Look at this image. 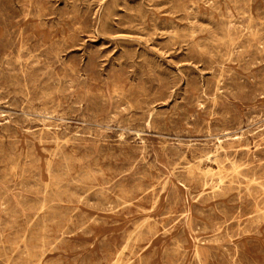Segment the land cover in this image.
Returning <instances> with one entry per match:
<instances>
[{"label":"rangeland","instance_id":"rangeland-1","mask_svg":"<svg viewBox=\"0 0 264 264\" xmlns=\"http://www.w3.org/2000/svg\"><path fill=\"white\" fill-rule=\"evenodd\" d=\"M56 1L0 0V264H264V0Z\"/></svg>","mask_w":264,"mask_h":264},{"label":"bare ground","instance_id":"bare-ground-1","mask_svg":"<svg viewBox=\"0 0 264 264\" xmlns=\"http://www.w3.org/2000/svg\"><path fill=\"white\" fill-rule=\"evenodd\" d=\"M33 1V0H32ZM58 1V0H57ZM56 1V2H57ZM90 1V0H89ZM153 1V0H152ZM201 1V0H200ZM206 1V0H205ZM241 1V0H240ZM248 1V0H247ZM8 2V1H7ZM70 2V1H69ZM77 2V1H76ZM99 2V1H98ZM147 2V1H146ZM160 2V1H159ZM162 2V1H161ZM177 2V1H176ZM179 2H181V1H179ZM207 2V1H206ZM254 2V1H253ZM4 3V2H3ZM9 3V2H8ZM174 3V2H173ZM204 3V2H203ZM208 3V2H207ZM215 3H217V2H215ZM234 3V2H233ZM246 3V2H245ZM250 3V2H249ZM58 4V3H57ZM67 4V3H66ZM93 4V3H92ZM91 4V5H92ZM205 4V3H204ZM214 4V3H213ZM218 4V3H217ZM68 5V4H67ZM81 5V4H80ZM85 5V4H84ZM176 5H177V3H176ZM211 5V4H210ZM249 5V4H248ZM31 6H32V4H31ZM105 6V5H104ZM129 6V5H128ZM214 6H216V5H214ZM73 7V6H72ZM77 7H79V6H77ZM81 7V6H80ZM90 7V6H89ZM100 7V6H99ZM145 7V6H144ZM154 7V6H153ZM218 7H220V6H218ZM236 7V6H235ZM1 8V7H0ZM12 8V7H11ZM36 8V7H35ZM59 8V7H58ZM65 8V7H64ZM146 8V7H145ZM164 8V7H163ZM212 8V7H211ZM237 8V7H236ZM239 8H241V7H239ZM245 8V7H244ZM247 8V7H246ZM249 8V7H248ZM3 9V8H2ZM25 9V8H24ZM39 9V8H38ZM50 9V8H49ZM52 9H53V7H52ZM80 9V8H79ZM139 9V8H138ZM174 9V8H173ZM186 9V8H185ZM184 9V10H185ZM9 10V9H8ZM14 10V9H13ZM64 10V9H63ZM121 10V9H120ZM129 10V9H128ZM176 10H178V9H176ZM186 10H188V9H186ZM191 10V9H190ZM221 10V9H220ZM35 11V10H34ZM51 11V10H50ZM60 11V10H59ZM82 11V10H81ZM89 11V10H88ZM103 11V10H102ZM137 11V10H136ZM192 11V10H191ZM57 12V11H56ZM74 12V11H73ZM98 12V11H97ZM139 12V11H138ZM140 12H143V11H140ZM180 12V11H179ZM178 12V13H179ZM186 12V11H185ZM207 12H209V11H207ZM36 13V12H35ZM61 13V12H60ZM59 13V15H61ZM65 13V12H64ZM78 13V12H77ZM151 13V12H150ZM221 13V12H220ZM86 14V13H85ZM138 14H140V13H138ZM142 14V13H141ZM140 14V15H141ZM193 14V13H192ZM195 14V13H194ZM211 14V13H210ZM260 14V13H259ZM36 15V14H35ZM69 15V14H68ZM90 15V14H89ZM144 15V14H143ZM185 15V14H184ZM205 15V14H204ZM214 15V14H213ZM220 15H222L223 16V14H220ZM246 15V14H245ZM262 15V14H261ZM260 15V16H261ZM2 16V15H1ZM14 16H15V14H14ZM94 16H96V15H94ZM136 16V15H135ZM156 16V15H155ZM188 16V15H187ZM232 16V15H231ZM10 17V16H9ZM60 17V16H59ZM89 17V16H88ZM101 17V16H100ZM121 17V16H120ZM139 17V16H138ZM249 17V16H248ZM45 18H47V17H45ZM84 18V17H83ZM87 18V17H86ZM149 18V17H148ZM210 18V17H209ZM212 18V17H211ZM3 19V18H2ZM9 19V18H8ZM92 19V18H91ZM142 19V18H141ZM200 19H202V18H200ZM222 19V18H221ZM244 19V18H243ZM263 19V18H262ZM6 20V19H5ZM9 20H11V19H9ZM15 20V19H14ZM17 20V19H16ZM73 20V19H72ZM90 20V19H89ZM204 20V19H203ZM206 20V19H205ZM210 20V19H209ZM41 21V20H40ZM87 21H88V19H87ZM121 21V20H120ZM198 21V20H197ZM211 21V20H210ZM221 21V20H220ZM4 22V21H3ZM8 22H10V21H8ZM63 22V21H62ZM86 22V21H85ZM94 22V21H93ZM122 22V21H121ZM23 23H25V22H23ZM100 23V22H99ZM153 23V22H152ZM224 23V22H223ZM232 23V22H231ZM11 24V23H10ZM19 24V23H18ZM66 24H68V23H66ZM81 24V23H80ZM137 24V23H136ZM191 24V23H190ZM193 24H195V23H193ZM234 24V23H233ZM21 25V24H20ZM71 25V24H70ZM76 25V24H75ZM84 25H86V24H84ZM138 25V24H137ZM8 26V25H7ZM11 26V25H10ZM9 26V27H10ZM64 26V25H63ZM93 26V25H92ZM253 26V25H252ZM264 26V25H263ZM17 27V26H16ZM32 27V26H31ZM38 27V26H37ZM51 27V26H50ZM65 27V26H64ZM73 27V26H72ZM33 28V27H32ZM128 28V27H127ZM244 28H247V27H244ZM31 29V28H30ZM36 29V28H35ZM72 29V28H71ZM77 29H79V28H77ZM82 29V28H81ZM129 29V28H128ZM133 29V28H132ZM145 29V28H144ZM206 29H208L207 27H206ZM209 29H211V28H209ZM222 29V28H221ZM240 29H241V27H240ZM253 29V28H252ZM257 29V28H256ZM261 29V28H260ZM140 30V29H139ZM249 30H250V28H249ZM8 31V30H7ZM11 31H12V29H11ZM21 31V30H20ZM26 31V30H25ZM28 31H29V29H28ZM78 31V30H77ZM194 31V30H193ZM243 31V30H242ZM12 32H14V31H12ZM75 32V31H74ZM89 32V31H88ZM98 32V31H97ZM138 32V31H137ZM243 32H245V30L243 31ZM259 32H260V30H259ZM11 33V32H10ZM23 32H21V34H22ZM147 33V32H146ZM171 33V32H170ZM256 33V32H255ZM82 34V33H81ZM165 34V33H164ZM168 34V33H167ZM16 35V34H15ZM23 35V34H22ZM159 35V34H158ZM169 35V34H168ZM252 35H254V34H252ZM10 36V35H9ZM31 36V35H30ZM8 37V36H7ZM145 37V36H144ZM171 37V36H170ZM178 37V36H177ZM12 38H14V37H12ZM22 38V37H21ZM195 38V37H194ZM233 38V37H232ZM37 39V38H36ZM44 39V38H43ZM174 39V38H173ZM213 39V38H212ZM8 40V39H7ZM13 40V39H12ZM11 40V41H12ZM22 40V39H21ZM171 40V39H170ZM178 40V39H177ZM186 40H188V39H186ZM206 40V39H205ZM215 40V39H214ZM6 41V40H5ZM35 41V40H34ZM42 41V40H41ZM74 41V40H73ZM179 41H180V39H179ZM209 41V40H208ZM19 42V41H18ZM56 42V41H55ZM152 42H153V40H152ZM174 42V41H173ZM181 42V41H180ZM205 42V41H204ZM211 42V41H210ZM218 42V41H217ZM8 43V42H7ZM14 43V42H13ZM42 43V42H41ZM148 43V42H147ZM189 43V42H188ZM2 44H4V43H2ZM174 44H175V42H174ZM212 44V43H211ZM6 45V44H5ZM23 45V44H22ZM57 45V44H56ZM61 45V44H60ZM65 45V44H64ZM220 45V44H219ZM237 45V44H236ZM244 45V44H243ZM263 45V44H262ZM46 46V45H45ZM50 46V45H49ZM53 46V45H52ZM85 46V45H84ZM180 46V45H179ZM10 47V46H9ZM11 47H13V45H11ZM40 47H42L41 46V44H40ZM64 47V46H63ZM62 47V48H63ZM69 47V46H68ZM187 47V46H186ZM213 47V46H212ZM249 47V46H248ZM260 47V46H259ZM15 48V47H14ZM39 48V47H38ZM57 48H59L58 46H57ZM65 48V47H64ZM198 48V47H197ZM217 48V47H216ZM229 48V47H228ZM244 48V47H243ZM242 48V49H243ZM31 49V48H30ZM29 49V50H30ZM33 49V48H32ZM40 49H42V48H40ZM39 49V50H40ZM51 49H53V48H51ZM199 49V48H198ZM237 49V48H236ZM239 49V48H238ZM57 49H55V51H56ZM189 50V49H188ZM211 50V49H210ZM227 50V49H226ZM59 51V50H58ZM62 51V50H61ZM66 51V50H65ZM228 51V50H227ZM236 51V50H235ZM242 51V50H241ZM5 52H7V50L5 51ZM37 52H38V50H37ZM46 52V51H45ZM242 52H244V51H242ZM9 53V52H8ZM11 53V52H10ZM20 53V52H19ZM48 53V52H47ZM246 53V52H245ZM1 54V53H0ZM18 54V53H17ZM50 54V53H49ZM52 54V53H51ZM125 54V53H124ZM211 54V53H210ZM209 54V55H210ZM217 54V53H216ZM90 55H93V54H90ZM127 55H128V53H127ZM189 55V54H188ZM212 55V54H211ZM225 55V54H224ZM240 55V54H239ZM1 56V55H0ZM31 56V55H30ZM41 56V55H40ZM42 56H44V55H42ZM88 56V55H87ZM124 56H126V55H124ZM190 56V55H189ZM198 56V55H197ZM35 57V56H34ZM45 57V56H44ZM55 57V56H54ZM79 57V56H78ZM82 57V56H81ZM80 57V58H81ZM101 57V56H100ZM193 57V56H192ZM200 57V56H199ZM198 57V58H199ZM9 58V57H8ZM79 58V59H80ZM92 58H93V56H92ZM220 58V57H219ZM253 58V57H252ZM21 59V58H20ZM51 59H53V58H51ZM63 59V58H62ZM95 59V58H94ZM209 59V58H208ZM207 59V60H208ZM238 59V58H237ZM10 60V59H9ZM66 60V59H65ZM93 60V59H92ZM96 60V59H95ZM129 60H131V59H129ZM211 60V59H210ZM213 60V59H212ZM211 60V61H212ZM244 60V59H243ZM247 60V59H246ZM250 60V59H249ZM253 60V59H252ZM252 60H250V61H252ZM11 61V60H10ZM9 61V62H10ZM20 61V60H19ZM28 61V60H27ZM50 61H52V60H50ZM85 61V60H84ZM108 61V60H107ZM199 61V60H198ZM209 61V60H208ZM215 61V60H214ZM21 62V61H20ZM48 62V61H47ZM83 62V61H82ZM118 62V61H117ZM122 62V61H121ZM22 63V62H21ZM28 63V62H27ZM34 63V62H33ZM36 63V62H35ZM59 63V62H58ZM65 63V62H64ZM63 63V64H64ZM70 63V62H69ZM96 63V62H95ZM135 63V62H134ZM148 63V62H147ZM208 63V62H207ZM244 63V62H243ZM13 64V63H12ZM82 64H84V63H82ZM93 64V63H92ZM120 64V63H119ZM122 64V63H121ZM132 64V63H131ZM143 64V63H142ZM146 64V63H145ZM158 64V63H157ZM247 64V63H246ZM21 65V64H20ZM58 65V64H57ZM91 65V64H90ZM100 65H101V63H100ZM99 65V66H100ZM149 65V64H148ZM240 65V64H239ZM245 65V64H244ZM3 66V65H2ZM8 66V65H7ZM18 66V65H17ZM87 66V65H86ZM146 66V65H145ZM214 66H215V64H214ZM242 66H243V64H242ZM1 67V66H0ZM3 67H5V66H3ZM19 67V66H18ZM68 67V66H67ZM123 67V66H122ZM125 67H127V66H125ZM208 67V66H207ZM20 68V67H19ZM23 68V67H22ZM61 68H62V66H61ZM86 68V67H85ZM129 68V67H128ZM153 68V67H152ZM209 68V67H208ZM215 68V67H214ZM221 68V67H220ZM69 69V68H68ZM66 70V69H65ZM90 70V69H89ZM112 70V69H111ZM121 70V69H120ZM124 70V69H123ZM157 70V69H156ZM27 71V70H26ZM48 71V70H47ZM119 71V70H118ZM122 71V70H121ZM141 71V70H140ZM161 71V70H160ZM219 71V70H218ZM91 72V71H90ZM155 72V71H154ZM165 72V71H164ZM233 72V71H232ZM67 73H69V72H67ZM89 73V72H88ZM92 73V72H91ZM94 73H96V72H94ZM104 73H106V71L104 72ZM144 73V72H143ZM246 73V72H245ZM99 74V73H98ZM101 74V73H100ZM129 74H130V72H129ZM152 74V73H151ZM236 74V73H235ZM75 75V74H74ZM69 76V75H68ZM99 76V75H98ZM194 76V75H193ZM58 77H59V75H58ZM102 77V76H101ZM115 77V76H114ZM145 77V76H144ZM153 77V76H152ZM167 78V77H166ZM193 78V77H192ZM217 78H218V76H217ZM155 79V78H154ZM153 79V80H154ZM216 79V78H215ZM235 79V78H234ZM254 79V78H253ZM2 80V79H1ZM26 80V79H25ZM105 80V79H104ZM142 80H143V77H142ZM146 80V79H145ZM157 80V79H156ZM206 80V79H205ZM220 80H222L223 81V79H220ZM32 81V80H31ZM94 81V80H93ZM179 81V80H178ZM183 81V80H182ZM17 82V81H16ZM37 82V81H36ZM75 82V81H74ZM157 82V81H156ZM158 82H159V80H158ZM187 82V81H186ZM198 82V81H197ZM233 82V81H232ZM259 82V81H258ZM10 83V82H9ZM39 83V82H38ZM76 83V82H75ZM199 83H200V81H199ZM243 83V82H242ZM21 84V83H20ZM31 84H32V82H31ZM35 84V83H34ZM33 84V85H34ZM66 84V83H65ZM139 84V83H138ZM148 84V83H147ZM161 84V83H160ZM173 84H175V83H173ZM178 84H179V82H178ZM203 84V83H202ZM217 84V83H216ZM69 85V84H68ZM73 85V84H72ZM197 85V84H196ZM4 86V85H3ZM59 86V85H58ZM74 86V85H73ZM116 86V85H115ZM217 86V85H216ZM6 87V86H5ZM120 87V86H119ZM186 87H188V86H186ZM212 87V86H211ZM224 87V86H223ZM231 87V86H230ZM262 87V86H261ZM190 88V87H189ZM200 88V87H199ZM205 88V87H204ZM27 89V88H26ZM201 89V88H200ZM240 89V88H239ZM263 89V88H262ZM2 90V89H1ZM80 90V89H79ZM259 90V89H258ZM8 91V90H7ZM37 91V90H36ZM204 91H205V89H204ZM236 91H238V90H236ZM262 91H264V89L262 90ZM27 92V91H26ZM211 92V91H210ZM216 92V91H215ZM255 92V91H254ZM35 93V92H34ZM114 93H116V92H114ZM144 93V92H143ZM175 92H173V94H174ZM188 93V92H187ZM88 94H89V92H88ZM124 94V93H123ZM172 94V93H171ZM202 94V93H201ZM207 94V93H206ZM205 94V95H206ZM215 94V93H214ZM102 95V94H101ZM144 95V94H143ZM178 95V94H177ZM186 95V94H185ZM221 95V94H220ZM22 96V95H21ZM29 96V95H28ZM90 96V95H89ZM119 96V95H118ZM181 96H182V94H181ZM187 96V95H186ZM9 97V96H8ZM52 97V96H51ZM83 97V96H82ZM126 97V96H125ZM161 97V96H160ZM194 97V96H193ZM200 97V96H199ZM31 98V97H30ZM105 98V97H104ZM118 98V97H117ZM122 98V97H121ZM157 98H159V97H157ZM48 99V98H47ZM90 99V98H89ZM94 99V98H93ZM164 99V98H163ZM193 99V98H192ZM194 99H195V97H194ZM23 100H24V98H23ZM42 100V99H41ZM41 100H39V101H41ZM143 100V99H142ZM213 100V99H212ZM118 101V100H117ZM131 101V100H130ZM139 101V100H138ZM253 101V100H252ZM22 102V101H21ZM24 102V101H23ZM171 102H173V101H171ZM177 102V101H176ZM198 102V101H197ZM40 103V102H39ZM38 103V104H39ZM45 103H46V101H45ZM140 103V102H139ZM149 103V102H148ZM151 103V102H150ZM174 103V102H173ZM205 103V102H204ZM15 104V103H14ZM17 104H18V102H17ZM35 104H37V103H35ZM51 104V103H50ZM53 104H54V102H53ZM52 104V105H53ZM153 104V103H152ZM179 104V103H178ZM182 104V103H181ZM198 104H200V103H198ZM24 105V104H23ZM183 105V104H182ZM61 106V105H60ZM127 106V105H126ZM169 106V105H168ZM179 106H180V104H179ZM40 107V106H39ZM76 107H78V106H76ZM83 107V106H82ZM130 107V106H129ZM183 107V106H182ZM100 108V107H99ZM153 108V107H152ZM171 108V107H170ZM180 108V107H179ZM184 108V107H183ZM211 108V107H210ZM101 109V108H100ZM189 109V108H188ZM187 109V111H189ZM203 109V108H202ZM42 110H43V108H42ZM46 110V109H45ZM48 110V109H47ZM71 110V109H70ZM69 110V111H70ZM134 110V109H133ZM207 110H208V107H207ZM49 111V110H48ZM102 111V110H101ZM142 111V110H141ZM148 111H149V109H148ZM24 112V111H23ZM36 112V111H35ZM71 112V111H70ZM108 112V111H107ZM136 112V111H135ZM166 112V111H165ZM186 112V111H185ZM262 112V111H261ZM55 113V112H54ZM188 113V112H187ZM213 113V112H212ZM217 113H219V112H217ZM7 114V113H6ZM32 114V113H31ZM34 114V113H33ZM36 114H38V113H36ZM45 114V113H44ZM95 114V113H94ZM227 114V113H226ZM54 115V114H53ZM56 115V114H55ZM90 115V114H89ZM217 115V114H216ZM25 116V115H24ZM95 116V115H94ZM122 116V115H121ZM156 116V115H155ZM175 116V115H174ZM186 116V115H185ZM23 117V116H22ZM32 117V116H31ZM97 117V116H96ZM190 117V116H189ZM188 117V118H189ZM34 118V117H33ZM61 118V117H60ZM71 118V117H70ZM95 118V117H94ZM161 118V117H160ZM182 118V117H181ZM224 118V117H223ZM30 119V118H29ZM65 119V118H64ZM158 119V118H157ZM174 119V118H173ZM226 119V118H225ZM233 119V118H232ZM176 120V119H175ZM204 120V119H203ZM217 120V119H216ZM235 120V119H234ZM27 121V120H26ZM30 121H31V119H30ZM80 121V120H79ZM83 121V120H82ZM131 121V120H130ZM135 121V120H134ZM160 121V120H159ZM189 121V120H188ZM55 122H57V121H55ZM54 122V123H55ZM60 122V121H59ZM132 122V121H131ZM154 122V121H153ZM217 122V121H216ZM228 122V121H227ZM230 122V121H229ZM239 122V121H238ZM62 123V122H61ZM129 123V122H128ZM173 123V122H172ZM215 123V122H214ZM233 123V122H232ZM160 124V123H159ZM170 124V123H169ZM207 124V123H206ZM225 124V123H224ZM238 124V123H237ZM241 124V123H240ZM251 124H252V122H251ZM77 125V124H76ZM127 125V124H126ZM146 125V124H145ZM154 125V124H153ZM209 125V124H208ZM5 126V125H4ZM62 126V125H61ZM176 126V125H175ZM226 126V125H225ZM87 127V126H86ZM158 127H160V126H158ZM154 128V127H153ZM208 128V127H207ZM223 128H224V126H223ZM80 128H78V130H79ZM96 129V128H95ZM155 129H157V128H155ZM215 129V128H214ZM93 130V129H92ZM163 130V129H162ZM222 130V129H221ZM260 130V129H259ZM220 131V130H219ZM9 132V131H8ZM29 132V131H28ZM67 132V131H66ZM155 132V131H154ZM260 132V131H259ZM11 133V132H10ZM85 133V132H84ZM160 133V132H159ZM170 133V132H169ZM43 134H44V132H43ZM42 134V135H43ZM67 134V133H66ZM97 134V133H96ZM95 134V135H96ZM105 134V133H104ZM175 134V133H174ZM180 134V133H179ZM238 134V133H237ZM260 134V133H259ZM264 134V133H263ZM69 135H71V134H69ZM168 135V134H167ZM170 135V134H169ZM177 135V134H176ZM190 135V134H189ZM212 135V134H211ZM242 135V134H241ZM254 135V134H253ZM79 136V135H78ZM102 136V135H101ZM181 136V135H180ZM184 136H185V134H184ZM209 136V135H208ZM213 136V135H212ZM217 136V135H216ZM244 136V135H243ZM260 136V135H259ZM43 137V136H42ZM108 137V136H107ZM129 137V136H128ZM211 137V136H210ZM65 138V137H64ZM102 138V137H101ZM47 139V138H46ZM57 139H58V137H57ZM73 139H74V137H73ZM246 139V138H245ZM250 139V138H249ZM10 140V139H9ZM70 140V139H69ZM81 140V139H80ZM247 141H248V139H246ZM16 141H18V140H16ZM173 141V140H172ZM217 141V140H216ZM219 141V140H218ZM238 141V140H237ZM184 142H186V141H184ZM189 142V141H188ZM201 142V141H200ZM208 142V141H207ZM232 142H236V141H232ZM264 142V141H263ZM2 143H4V142H2ZM59 143V142H58ZM85 143V142H84ZM117 143V142H116ZM192 143V142H191ZM220 143V142H219ZM13 144V143H12ZM1 145V144H0ZM66 145V144H65ZM221 145V144H220ZM225 145V144H224ZM246 145V144H245ZM249 145V144H248ZM256 145H257V143H256ZM4 146V145H3ZM2 146V147H3ZM58 146H59V144H58ZM170 146V145H169ZM178 146V145H177ZM216 146V145H215ZM194 147V146H193ZM209 147V146H208ZM214 147V146H213ZM217 147V146H216ZM248 147V146H247ZM169 148V147H168ZM186 148V147H185ZM193 149V148H192ZM259 149V148H258ZM16 150V149H15ZM168 150V149H167ZM176 150V149H175ZM203 150V149H202ZM44 151V150H43ZM177 151V150H176ZM205 151V150H204ZM249 151V150H248ZM44 152H46V151H44ZM180 152V151H179ZM192 152V151H191ZM222 152V151H221ZM235 151H233V153H234ZM242 152V151H241ZM5 153V152H4ZM16 153V152H15ZM19 153V152H18ZM48 153V152H47ZM242 153H244V152H242ZM247 153V152H246ZM28 154V153H27ZM171 154V153H170ZM185 154V153H184ZM226 154V153H225ZM175 155V154H174ZM197 155V154H196ZM256 155H258V154H256ZM1 156V155H0ZM21 156V155H20ZM19 156V157H20ZM216 156V155H215ZM214 156V157H215ZM231 156V155H230ZM229 156V157H230ZM261 156V155H260ZM179 157H180V155H179ZM213 157V156H212ZM226 157V156H225ZM264 157V156H263ZM12 158V157H11ZM178 158V157H177ZM201 158V157H200ZM180 159V158H179ZM187 158H185V160H186ZM16 160H17V158H16ZM27 160V159H26ZM55 160V159H54ZM70 160V159H69ZM178 160V159H177ZM209 160H210V158H209ZM228 160V159H227ZM242 160V159H241ZM246 160H248V159H245V161ZM9 161V160H8ZM67 161V160H66ZM183 161V160H182ZM181 161V162H182ZM225 161V160H224ZM243 161V160H242ZM14 162V161H13ZM200 162V161H199ZM205 162V161H204ZM203 162V163H204ZM216 163V162H215ZM236 163V162H235ZM15 164H17V163H15ZM208 164V163H207ZM220 164V163H219ZM244 164V163H243ZM248 164V163H247ZM1 165V164H0ZM13 165V164H12ZM183 165V164H182ZM186 165V164H185ZM210 165V164H209ZM18 167V166H17ZM53 167V166H52ZM192 167H193V165H192ZM196 166H194V168H195ZM235 168V167H234ZM27 169V168H26ZM185 169V168H184ZM196 169V168H195ZM236 169V168H235ZM13 170H15V169H13ZM12 170V171H13ZM31 170V169H30ZM51 170V169H50ZM102 170V169H101ZM191 170H193V169H191ZM208 170V169H207ZM241 170V169H240ZM245 170V169H244ZM24 171V170H23ZM31 171H33V170H31ZM67 171V170H66ZM237 171H239V170H237ZM262 171V170H261ZM11 172V171H10ZM28 172V171H27ZM58 172V171H57ZM60 172V171H59ZM103 172V171H102ZM152 172V171H151ZM180 172V171H179ZM199 172V171H198ZM263 172V171H262ZM38 173V172H37ZM88 173V172H87ZM181 173V172H180ZM184 173V172H183ZM188 173V172H187ZM216 173V172H215ZM219 173H221V172H219ZM226 173V172H225ZM232 173V172H231ZM14 174V173H13ZM18 174V173H17ZM222 174V173H221ZM227 174V173H226ZM232 174H234V173H232ZM160 175V174H159ZM205 175V174H204ZM219 175V174H218ZM253 175V174H252ZM13 176V175H12ZM17 176V175H16ZM23 176V175H22ZM67 176V175H66ZM105 176V175H104ZM150 176V175H149ZM192 176V175H191ZM223 176V175H222ZM222 176H220V177H222ZM18 177V176H17ZM51 177V176H50ZM202 177H204V176H202ZM205 177H206V175H205ZM214 177V176H213ZM224 177V176H223ZM249 177V176H248ZM254 177V176H253ZM252 177V178H253ZM153 178V177H152ZM184 178V177H183ZM193 178V177H192ZM195 178V177H194ZM198 178V177H197ZM239 178H241V176L239 177ZM143 179V178H142ZM199 179V178H198ZM208 179V178H207ZM211 179V178H210ZM257 179H259V178H257ZM15 180V179H14ZM189 180H191V179H189ZM194 180V179H193ZM202 180V179H201ZM214 180H215V178H214ZM260 180V179H259ZM184 181H185V179H184ZM198 181H200V180H198ZM207 181V180H206ZM212 181H213V179H212ZM218 181V180H217ZM222 181V180H221ZM235 181V180H234ZM244 182V181H243ZM248 182V181H247ZM38 183V182H37ZM45 183V182H44ZM43 183V184H44ZM206 183V182H205ZM222 183V182H221ZM224 183V182H223ZM222 183V184H223ZM240 183V182H239ZM250 183V182H249ZM235 184V183H234ZM253 184H255V183H252V184H250V185H253ZM22 185V184H21ZM47 185V184H46ZM62 185V184H61ZM77 185V184H76ZM205 185H207V184H205ZM225 185V184H224ZM256 185V184H255ZM166 186H167V184H166ZM165 186V187H166ZM217 186V185H216ZM223 186V185H222ZM17 187V186H16ZM37 187V186H36ZM46 187V186H45ZM50 187V186H49ZM149 187V186H148ZM204 187V186H203ZM229 188H230V186H228ZM227 187V188H228ZM258 187V186H257ZM261 187V186H260ZM27 188V187H26ZM48 188V187H47ZM64 188V187H63ZM124 188V187H123ZM126 188V187H125ZM204 188H206V187H204ZM249 188V187H248ZM252 188H253V186H252ZM256 188V187H255ZM46 189V188H45ZM62 189V188H61ZM195 189V188H194ZM47 190V189H46ZM45 190V191H46ZM165 190V189H164ZM249 190H251V189H249ZM80 191V190H79ZM142 191V190H141ZM144 191V190H143ZM148 191V190H147ZM247 191V190H246ZM253 191V190H252ZM65 192V191H64ZM126 192V191H125ZM163 192V191H162ZM214 192H216V191H214ZM223 191H221V193H222ZM264 192V191H263ZM224 193V192H223ZM228 193V192H227ZM249 193V192H248ZM124 194V193H123ZM204 194V193H203ZM60 195V194H59ZM108 195V194H107ZM209 195V194H208ZM250 195H251V192H250ZM253 195H255V194H253ZM56 196V195H55ZM71 196V195H70ZM214 196V195H213ZM215 196H217V194L215 195ZM128 197V196H127ZM132 197V196H131ZM205 197V196H204ZM243 197V196H242ZM250 197V196H249ZM4 198V197H3ZM64 198V197H63ZM130 198V197H129ZM200 198H201V196H200ZM203 198V197H202ZM207 198V197H206ZM252 198V197H251ZM260 198V197H259ZM258 199V198H257ZM47 200V199H46ZM168 200V199H167ZM209 200H210V197H209ZM48 201V200H47ZM118 201V200H117ZM9 202V201H8ZM55 202V201H54ZM53 202V203H54ZM120 202H122V201H120ZM124 202V201H123ZM240 202V201H239ZM45 203V202H44ZM44 203H43V205H44ZM48 203V202H47ZM49 203H50V201H49ZM42 204V203H41ZM46 204V203H45ZM257 204V203H256ZM42 205V206H43ZM54 205V204H53ZM58 204H56V206H57ZM154 205H156V204H154ZM254 205V204H253ZM41 206V207H42ZM131 206H133V205H131ZM262 206V205H261ZM35 207V206H34ZM46 207V206H45ZM50 207H51V205H50ZM128 207V206H127ZM254 207V206H253ZM40 208V207H39ZM38 208V209H39ZM53 209L55 208L54 206L52 207ZM79 208V207H78ZM119 208V207H118ZM129 208V207H128ZM127 208V209H128ZM131 208V207H130ZM44 209V208H43ZM47 209V208H46ZM50 209V208H49ZM48 209V210H49ZM113 209V208H112ZM155 209H158V208H155ZM45 210V209H44ZM47 210V211H48ZM114 210V209H113ZM124 210V209H123ZM171 210V209H170ZM56 211V210H55ZM71 211V210H70ZM243 211V210H242ZM248 211V210H247ZM249 211H251V210H249ZM258 211V210H257ZM42 212H44V211H42ZM41 212V213H42ZM113 212V211H112ZM224 212V211H223ZM241 212V211H240ZM255 212V211H254ZM262 212V211H261ZM40 213V214H41ZM128 213V212H127ZM170 213V212H169ZM249 213V212H248ZM252 213V212H251ZM44 214H45V212H44ZM55 214V213H54ZM57 214H59V213H57ZM69 214V213H68ZM244 214V213H243ZM201 215V214H200ZM253 215V214H252ZM258 215V214H257ZM259 215H260V213H259ZM49 216V215H48ZM59 216V215H58ZM64 216V215H63ZM185 216V215H184ZM16 217V216H15ZM260 217H261V215H260ZM72 218V217H71ZM180 218V217H179ZM230 218V217H229ZM39 219V218H38ZM48 219V218H47ZM50 219V218H49ZM51 219H53V218H51ZM211 219V218H210ZM214 219V218H213ZM43 220H44V218H43ZM54 220V219H53ZM66 220V219H65ZM169 220V219H168ZM179 220V219H178ZM186 220V219H185ZM247 220V219H246ZM256 220V219H255ZM151 221V220H150ZM173 221V220H172ZM237 221V220H236ZM241 221V220H240ZM35 222V221H34ZM147 222V221H146ZM13 223V222H12ZM15 223V222H14ZM13 223V224H14ZM63 223V222H62ZM149 223V222H148ZM168 223V222H167ZM244 223V222H243ZM9 224V223H8ZM39 224V223H38ZM43 224H44V222H43ZM221 224V223H220ZM224 224V223H223ZM230 224H231V222H230ZM236 224V223H235ZM241 224V223H240ZM17 225V224H16ZM151 225V224H150ZM214 225V224H213ZM259 225V224H258ZM257 225V226H258ZM33 226V225H32ZM39 226V225H38ZM38 226H36V227H38ZM41 226V225H40ZM47 226V225H46ZM74 226V225H73ZM135 226V225H134ZM141 226V225H140ZM140 226H135V228H139ZM147 226V225H146ZM168 226V225H167ZM228 226V225H227ZM231 226V225H230ZM12 227H15V226H12ZM18 227V226H17ZM29 227V226H28ZM31 227V226H30ZM35 227V228H36ZM42 227V226H41ZM142 227V226H141ZM155 227V226H154ZM220 227V226H219ZM224 227V226H223ZM232 227V226H231ZM236 227V226H235ZM245 227V226H244ZM248 227H250V226H248ZM33 228V227H32ZM143 228H144V226H143ZM151 228V227H150ZM149 228V229H150ZM199 228V227H198ZM207 227H205V229H206ZM255 228V227H254ZM10 229H11V227H10ZM65 229V228H64ZM80 229V228H79ZM142 229V228H141ZM145 229V228H144ZM228 229V228H227ZM244 229H246V227L244 228ZM259 229V228H258ZM13 230V229H12ZM11 230V231H12ZM47 230V229H46ZM172 230V229H171ZM215 230H217V229H215ZM238 230H240V229H238ZM256 230V229H255ZM25 231H27V230H25ZM33 231V230H32ZM143 231V230H142ZM151 231H153V230H151ZM151 231H149V232H151ZM34 232V231H33ZM40 232V231H39ZM46 232V231H45ZM71 232V231H70ZM83 232H85V231H83ZM82 232V233H83ZM157 232L159 233L160 231H158L157 230ZM157 232H155V233H157ZM201 232V231H200ZM204 232V231H203ZM221 232V231H220ZM236 232V231H235ZM234 232V233H235ZM1 233V232H0ZM44 233V232H43ZM67 233V232H66ZM74 233H76V231L74 232ZM87 233V232H86ZM139 233H141V231L139 232ZM152 233V232H151ZM168 233V232H167ZM231 233H233V232H231ZM236 233H238V232H236ZM26 234V233H25ZM29 234V233H28ZM35 234V233H34ZM154 234V233H153ZM27 235V234H26ZM46 235V234H45ZM155 235V234H154ZM166 235V234H165ZM3 236V235H2ZM34 236H36V235H34ZM34 236H32V237H34ZM41 236V235H40ZM60 236V235H59ZM131 236V235H130ZM132 236H133V234H132ZM152 236V235H151ZM138 237V236H137ZM226 237V236H225ZM24 238V237H23ZM44 238V237H43ZM64 238V237H63ZM216 238V237H215ZM21 239V241H22V238H20ZM34 239H36V238H34ZM138 239V238H137ZM181 239V238H180ZM204 239V238H203ZM206 239V238H205ZM218 239V238H217ZM18 240V239H17ZM37 240V239H36ZM139 240H140V238H139ZM138 240V241H139ZM38 241V240H37ZM62 241H64V240H62ZM177 241V240H176ZM175 241V242H176ZM7 242V241H6ZM20 242V241H19ZM31 242V241H30ZM46 242V241H45ZM105 242V241H104ZM137 242V241H136ZM16 243V242H15ZM33 243V242H32ZM61 243V242H60ZM60 243H58V244H60ZM72 243V242H71ZM138 243V242H137ZM136 243V244H137ZM143 243V242H142ZM182 243V242H181ZM43 244V243H42ZM57 244V243H56ZM57 244V245H58ZM126 244V243H125ZM131 244V243H130ZM173 244V243H172ZM10 245V244H9ZM8 245V246H9ZM45 245V244H44ZM61 245H63V244H61ZM67 245V244H66ZM128 245V244H127ZM3 246H5V245H3ZM17 246H18V243H17ZM21 246V245H20ZM29 246H32V245H29ZM34 246L35 245H33V248H34ZM179 246H180V244H179ZM36 247V246H35ZM121 247V246H120ZM5 249H6V246L4 247ZM16 248V247H15ZM45 248V247H44ZM104 248V247H103ZM182 248V247H181ZM19 249V248H18ZM117 249V248H116ZM175 249H177V248H175ZM261 248H259V250H260ZM16 250V253L18 252L17 251V248L15 249ZM28 250V249H27ZM47 250V249H46ZM54 250V249H53ZM129 250V249H128ZM127 250V251H128ZM136 250V249H135ZM43 251H44V249H43ZM142 251V250H141ZM181 251V250H180ZM179 251V252H180ZM13 252H14V249H13ZM36 252V251H35ZM54 252V251H53ZM63 252H65V251H63ZM184 252H185V250H184ZM23 253V252H22ZM21 253V254H22ZM41 252H39V254H40ZM47 253V252H46ZM123 253H124V251H123ZM134 253H135V251H134ZM217 253V252H216ZM262 253H263V251H262ZM7 254V253H6ZM18 254V253H17ZM45 254V253H44ZM51 254H53V253H51ZM68 254V253H67ZM122 254V253H121ZM128 254V253H127ZM170 254V253H169ZM218 254V253H217ZM11 255V254H10ZM23 255V254H22ZM112 255V254H111ZM131 255V254H130ZM241 255V254H240ZM30 257H31V254L29 255ZM36 256H37V254H36ZM115 256V255H114ZM113 256V257H114ZM126 256V255H125ZM173 256H175V255H173ZM176 256H178L179 257V255H176ZM198 256V255H197ZM224 256V255H223ZM230 256V255H229ZM35 257V256H34ZM45 257V256H44ZM109 257V256H108ZM119 257V256H118ZM167 257H168V255H167ZM216 257V256H215ZM217 257H218V255H217ZM225 257V256H224ZM37 258V257H36ZM35 258V259H36ZM122 258V257H121ZM184 258V257H183ZM8 259V258H7ZM44 259V258H43ZM118 259V258H117ZM124 259V258H123ZM141 259V258H140ZM200 259V258H199ZM216 259V258H215ZM232 259V258H231ZM245 259V258H244ZM114 260V259H113ZM121 260V259H120ZM120 260L119 261H117L116 262V264H118V262H120ZM128 260V259H127ZM147 260V259H146ZM183 260V259H182ZM248 260V259H247ZM10 261V260H9ZM13 261V260H12ZM11 261V262H12ZM112 261V260H111ZM122 261V260H121ZM142 261V260H141ZM179 261H180V259H179ZM178 261V262H179ZM253 261V260H252ZM3 262V261H2ZM27 262V261H26ZM123 262V261H122ZM121 262V263H122ZM247 262V261H246ZM248 262H249V260H248ZM255 262V261H254ZM10 263V262H9ZM43 263V262H42ZM244 263V262H243ZM115 264V263H114ZM126 264V263H125ZM127 264H129V263H127ZM177 264V263H176ZM184 264V263H183ZM200 264V263H199ZM229 264H230V262H229ZM241 264V263H240ZM252 264H253V262H252Z\"/></svg>","mask_w":264,"mask_h":264}]
</instances>
